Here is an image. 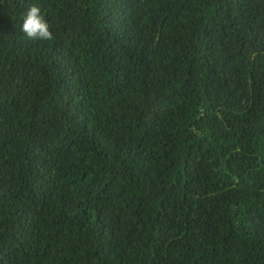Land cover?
I'll return each instance as SVG.
<instances>
[{
  "label": "trees",
  "instance_id": "obj_1",
  "mask_svg": "<svg viewBox=\"0 0 264 264\" xmlns=\"http://www.w3.org/2000/svg\"><path fill=\"white\" fill-rule=\"evenodd\" d=\"M0 264H264V0H0Z\"/></svg>",
  "mask_w": 264,
  "mask_h": 264
},
{
  "label": "clouds",
  "instance_id": "obj_2",
  "mask_svg": "<svg viewBox=\"0 0 264 264\" xmlns=\"http://www.w3.org/2000/svg\"><path fill=\"white\" fill-rule=\"evenodd\" d=\"M22 31L32 40H52L54 38L48 22L41 15V9L35 5L26 13Z\"/></svg>",
  "mask_w": 264,
  "mask_h": 264
}]
</instances>
